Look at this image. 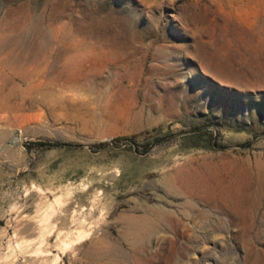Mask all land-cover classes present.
Returning a JSON list of instances; mask_svg holds the SVG:
<instances>
[{
  "label": "rangeland",
  "instance_id": "1",
  "mask_svg": "<svg viewBox=\"0 0 264 264\" xmlns=\"http://www.w3.org/2000/svg\"><path fill=\"white\" fill-rule=\"evenodd\" d=\"M0 264H264V0H0Z\"/></svg>",
  "mask_w": 264,
  "mask_h": 264
},
{
  "label": "bare ground",
  "instance_id": "2",
  "mask_svg": "<svg viewBox=\"0 0 264 264\" xmlns=\"http://www.w3.org/2000/svg\"><path fill=\"white\" fill-rule=\"evenodd\" d=\"M133 228V227H132ZM134 230V229H133ZM135 230H136V228H135ZM134 232V231H133ZM136 234V233H135Z\"/></svg>",
  "mask_w": 264,
  "mask_h": 264
}]
</instances>
